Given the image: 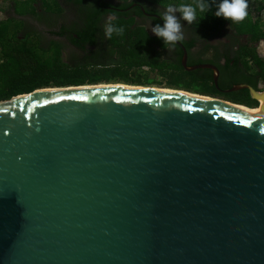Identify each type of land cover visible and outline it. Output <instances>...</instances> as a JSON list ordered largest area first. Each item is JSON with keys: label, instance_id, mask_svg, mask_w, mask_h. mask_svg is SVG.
Here are the masks:
<instances>
[{"label": "water", "instance_id": "water-1", "mask_svg": "<svg viewBox=\"0 0 264 264\" xmlns=\"http://www.w3.org/2000/svg\"><path fill=\"white\" fill-rule=\"evenodd\" d=\"M95 85L0 100V264H264V90Z\"/></svg>", "mask_w": 264, "mask_h": 264}, {"label": "trees", "instance_id": "trees-1", "mask_svg": "<svg viewBox=\"0 0 264 264\" xmlns=\"http://www.w3.org/2000/svg\"><path fill=\"white\" fill-rule=\"evenodd\" d=\"M11 1L15 13L18 14L34 13L32 2L37 1L45 10L53 11L57 8L55 0ZM73 1L77 4L86 3L87 0ZM119 1V7L128 6L127 0ZM146 1L157 5L151 8V12L161 14L158 7H172L176 13L205 32H216L228 27L236 33L246 35V42L240 47L235 65L220 67L221 73L227 69L231 74L226 79H217L215 84L211 70H187L181 65L182 50H179V58L176 61L170 60L164 52L163 43L154 46L150 42L159 41L161 37L156 39L150 37L143 28L131 29L128 26L126 20L120 16L129 13L127 10L115 12L119 17L114 23L124 22L123 26L108 27L106 40L111 48L107 56L109 60L100 59L104 54H92V57L78 61L67 60L58 42L52 41L49 47L40 46L34 36L22 32L19 21L13 16H4L0 19V100L44 87L156 84L162 88L182 90L247 107L257 106L258 102L250 96L248 89H229L233 85L247 84L257 90H264V0ZM97 4L103 6L108 3ZM246 5L247 8L244 7ZM3 11L4 7L0 6V12ZM81 12L87 13L84 10ZM15 23L19 24L20 28H16ZM165 33L166 30H160L162 36H165ZM83 39L87 41V36H83ZM239 61L247 76L235 73L240 71ZM198 63L191 62L187 66ZM132 70L135 71L133 76Z\"/></svg>", "mask_w": 264, "mask_h": 264}, {"label": "flooded vegetation", "instance_id": "flooded-vegetation-1", "mask_svg": "<svg viewBox=\"0 0 264 264\" xmlns=\"http://www.w3.org/2000/svg\"><path fill=\"white\" fill-rule=\"evenodd\" d=\"M57 8L53 11L45 10L38 2H32L35 12L15 13L14 5L7 11L8 16H13L21 23L22 32L30 33L39 42L40 46L49 47L52 41L59 43L61 52L67 60L78 61L82 58L92 57V54L103 55V60L107 57L111 48L107 42L108 27L123 26V23L115 24L119 17L116 11H129L122 16L131 29L143 28L150 37L161 40L150 41L154 46L163 43L166 56L173 61L179 58V50H182L180 57L181 65L186 69L188 63L199 62L209 64L217 69V79H226L231 72L220 67L235 65L236 57L240 47L246 42V35L236 33L235 30L223 27L216 32H205L191 22L176 13L172 7H158L161 12H151V8L157 7L155 3L146 0H127L126 8L118 6L119 0H87L86 3H75L73 0H55ZM108 3L99 6L97 3ZM87 11L82 13L81 11ZM166 19V21H164ZM166 30V35L162 36L160 30ZM80 32V34H78ZM87 36V41L83 36ZM190 45L186 47L185 45ZM185 57V65L182 59ZM195 66V65H191ZM243 73V66L240 65ZM208 69L209 68H196ZM135 73L134 70H132ZM212 78L213 73L211 70ZM216 79V81H217ZM211 98V97H210Z\"/></svg>", "mask_w": 264, "mask_h": 264}, {"label": "bare ground", "instance_id": "bare-ground-1", "mask_svg": "<svg viewBox=\"0 0 264 264\" xmlns=\"http://www.w3.org/2000/svg\"><path fill=\"white\" fill-rule=\"evenodd\" d=\"M122 85H124V86H122ZM95 86L96 87H138V86H132V85H125V84H121V85H119V84L118 85L105 84V85H95ZM95 86H93V87H95ZM70 88H74V87H69L68 89H70ZM150 90L159 91V92H168V93H181V94L196 97V98L208 99V100L216 101V102L223 103L226 105H230V106H234V107H238V108H244V106H242V105H234V104H231L227 101H223V100H219V99H215V98H210V97H205V96H201V95H196V94L184 92V91H174V90H168V89H154V88L150 89ZM252 111L258 112V113H261L262 115H264V107L263 106H259V108L254 109Z\"/></svg>", "mask_w": 264, "mask_h": 264}, {"label": "rangeland", "instance_id": "rangeland-1", "mask_svg": "<svg viewBox=\"0 0 264 264\" xmlns=\"http://www.w3.org/2000/svg\"><path fill=\"white\" fill-rule=\"evenodd\" d=\"M39 1H37L36 3H38ZM12 5V1L11 0H0V6L1 7H4V11L3 12H0V19L3 18L4 16H8L7 14V11L10 9ZM245 8H247V5L244 6ZM249 9V8H248ZM263 15H264V10H263ZM16 28H20V25L15 23L14 25ZM135 73H131V75L133 76ZM111 83V82H109ZM93 85V84H92ZM105 85V84H104ZM109 85H118V84H109ZM121 85V84H119ZM128 85H133V86H138V87H141L140 85H136V84H128ZM124 86V85H122ZM142 87L144 88H148V89H167V88H162V87H159L157 86L156 84H148V85H142ZM168 90H174V89H168ZM174 91H177V90H174ZM179 91H182V90H179Z\"/></svg>", "mask_w": 264, "mask_h": 264}]
</instances>
